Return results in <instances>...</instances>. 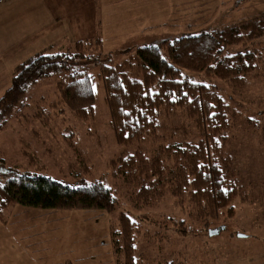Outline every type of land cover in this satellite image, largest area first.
<instances>
[{"label":"rangeland","instance_id":"rangeland-1","mask_svg":"<svg viewBox=\"0 0 264 264\" xmlns=\"http://www.w3.org/2000/svg\"><path fill=\"white\" fill-rule=\"evenodd\" d=\"M43 1L46 5L41 0H0V74H4L0 78V96L10 85L11 76L6 75L11 73H6L10 67L36 52L58 50L94 35L101 38V50L105 53L121 47L126 40L116 35L120 29L114 28H125L130 21L122 16L125 10L132 9L129 4L139 6L142 14L145 10L151 16L153 12L157 14V19H152L145 29L149 37L132 36L137 42L223 28L244 21L241 18L264 15V0H145L150 5L139 0H92L93 23L100 20L102 32L100 24L93 31L82 24L79 30L84 28L87 34L74 38L65 35L68 29L64 18L59 26L41 29L42 23L47 25L44 21L50 12L59 10L61 17L72 16L81 11L82 5L87 16V8H93L89 6L90 0H70L66 8H62L63 0ZM58 27L62 34L54 33ZM42 34L48 35L44 43L39 39ZM226 48L224 54L250 48L257 59L256 69L247 75L246 84L232 96L227 81L201 73L191 75L197 81L213 83L230 98V111L237 114L228 125L223 143L238 182L231 216L223 214L218 220L197 221L190 217L192 213L187 208L175 205L171 196L150 206H131L120 199L112 213L9 204L0 210V233L5 235L9 251L21 252L24 259L29 255L24 264H116L110 234L116 229L118 212L126 211L135 217L133 264H264V34L248 44L243 40ZM89 67L91 72L98 70ZM58 77L54 74L39 79L28 88L25 105L0 129V159L6 166L66 182L101 178L118 192L123 191L119 180L111 174L109 163L124 149L130 151L133 147L116 143L101 83L95 86L94 117L83 121L59 106L51 107L56 100ZM65 130L71 131L69 137ZM198 139L191 119L179 109L161 115L158 133L140 145L153 151L159 143ZM179 228L186 232L181 234ZM207 228L215 229L209 232ZM1 252L8 253L3 247ZM11 252L8 254H14ZM118 259L125 264L121 253ZM0 264L13 263L1 259Z\"/></svg>","mask_w":264,"mask_h":264},{"label":"trees","instance_id":"trees-1","mask_svg":"<svg viewBox=\"0 0 264 264\" xmlns=\"http://www.w3.org/2000/svg\"><path fill=\"white\" fill-rule=\"evenodd\" d=\"M263 34L264 15L223 28L181 32L153 41L129 38L107 53L101 50V38L94 35L58 50L44 49L16 64L11 70L10 85L0 96V129L25 105L29 87L56 74V100L51 107L59 106L89 121L94 117L95 86L101 83L115 141L133 148L124 149L109 163L111 174L123 186L121 192L101 178L66 182L6 166L0 159V210L9 204H20L112 213L120 199L131 206H150L171 196L175 205L187 208L197 221L231 216L238 182L223 143L228 125L237 114L231 113L228 96L213 83L195 80L191 73L227 81L232 96L246 84L257 59L250 48L226 54L224 51L229 45L243 40L248 44ZM89 65L98 67L97 72L89 71ZM179 109L191 119L198 140L159 143L153 151L140 145L158 133L161 115ZM134 219L120 211L116 229H110L116 264H120L119 253L125 264H133ZM212 229L215 228H207ZM179 230L181 234L186 232Z\"/></svg>","mask_w":264,"mask_h":264},{"label":"crops","instance_id":"crops-1","mask_svg":"<svg viewBox=\"0 0 264 264\" xmlns=\"http://www.w3.org/2000/svg\"><path fill=\"white\" fill-rule=\"evenodd\" d=\"M41 1H42V3L44 5H46V2H44L43 0H41ZM125 1L129 2L131 0H125ZM140 1H142L141 4H146V2H148L149 3L148 5H150V1L139 0V2ZM60 2H61V5H62V8H66V6H68L70 0H63V1H60ZM93 4L94 3L92 2V0H90V5L89 6L93 7V8H90L89 10L87 8V16H86V13L84 14L82 12L83 8H85L83 5H82V7H79V9H81V11L80 12H75L72 16H70L69 14L68 15L64 14L63 17H61V14L59 13V10L57 11V13H54V14H52L50 12L49 15L46 16V20L44 21V23H47V25L43 26V23H42L41 29H43L46 26L52 27L51 25L59 26L58 24L60 23V21H62V18H64V21L66 23V27L68 29L66 31L67 33L65 35L72 36L74 38H81V37L83 38L85 36L84 34H87V33L85 31H83V30H85L84 28L79 30V28L82 26V24H87L86 27H88L92 31L98 26V24H100L99 26L101 27L100 28V31H101V29H102L101 21L98 20L97 23H93L94 22L93 18L95 16V8H94ZM166 5L169 7L171 5V3L169 2V4H166ZM70 7H73V6L70 5ZM100 7H101V4H100ZM129 7H131L132 9L131 10H125V13L122 16L125 15L126 18H128V20H130V21L126 22L125 28H123V27L119 28V27L116 26L114 28L115 31L120 29V32L117 31V33H115V34L116 35L120 34L121 37L124 38L125 40H128L129 38H132V36H134V35H139L140 37H146L147 35H146V30L145 29H148L150 27L149 22L152 19H157V14L155 12H153V14L151 16V14H148V12L146 10L142 14L141 13L142 9L140 11L139 10V6L136 7V5L131 6L129 4ZM156 7H159V5L156 6ZM98 8H99V6H98ZM237 11H240V9H238ZM149 12H150V10H149ZM115 16L116 17H120L119 14H117ZM241 19L245 20L243 18H241ZM120 25L122 26V23H120ZM62 32L63 31H60V27H58L57 29L54 30V33H57V34H62ZM47 37H48V35L42 34L41 37L39 38L40 42L44 43L43 40L45 38H47ZM147 37H149V36H147ZM56 38H58V37H56ZM46 42H48V41H46ZM16 64L12 65L10 67V69L6 73L11 72V68L14 67ZM1 75H4V74H0V78H1ZM6 75L7 76H11V73L10 74H6ZM0 82H2L1 79H0ZM6 246H7V239H6L5 235H2L0 233V260L1 259H5L6 261H9V262H11L13 264H24V261H26L29 258V255H26V258L24 259L23 255L21 254V252H17V253L11 252V251H9V248L6 247ZM2 247L8 253L11 252V253H14V254H8L6 252H1ZM32 257H33V254H32Z\"/></svg>","mask_w":264,"mask_h":264},{"label":"water","instance_id":"water-1","mask_svg":"<svg viewBox=\"0 0 264 264\" xmlns=\"http://www.w3.org/2000/svg\"><path fill=\"white\" fill-rule=\"evenodd\" d=\"M210 232V231H209Z\"/></svg>","mask_w":264,"mask_h":264}]
</instances>
